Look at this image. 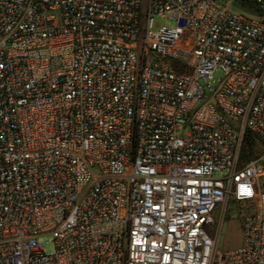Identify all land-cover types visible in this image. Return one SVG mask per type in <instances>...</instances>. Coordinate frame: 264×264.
<instances>
[{"label":"built area","instance_id":"built-area-1","mask_svg":"<svg viewBox=\"0 0 264 264\" xmlns=\"http://www.w3.org/2000/svg\"><path fill=\"white\" fill-rule=\"evenodd\" d=\"M233 1L0 0V264H264V0Z\"/></svg>","mask_w":264,"mask_h":264},{"label":"rangeland","instance_id":"rangeland-1","mask_svg":"<svg viewBox=\"0 0 264 264\" xmlns=\"http://www.w3.org/2000/svg\"><path fill=\"white\" fill-rule=\"evenodd\" d=\"M231 8V10L237 13L246 14L251 17L258 18V13L253 9V6L249 3L242 4L235 0L232 2ZM161 26L172 28L175 26V21L167 16H154L152 21V30L156 31ZM220 77H222L221 71L216 70L213 74V78L210 84L217 86L218 79ZM221 174V172H216V176H220ZM261 189L264 190V177L261 178ZM221 212L222 210L220 205L213 214L215 220H218L220 218ZM242 219L243 216L240 207L237 205L236 202L230 199L227 203V207L225 209V214L223 216L221 224L218 226V228L213 227V230L211 231L212 235L215 236L217 248L220 251L234 249L240 245L242 240ZM49 239V236L43 237V240ZM45 248L48 252H52L54 250L53 242L47 241L45 243Z\"/></svg>","mask_w":264,"mask_h":264},{"label":"trees","instance_id":"trees-1","mask_svg":"<svg viewBox=\"0 0 264 264\" xmlns=\"http://www.w3.org/2000/svg\"><path fill=\"white\" fill-rule=\"evenodd\" d=\"M239 2L242 4L249 3L253 7L258 8V6L255 5L253 2H250L247 0H239ZM257 144H258L257 137L249 133L245 135V139H244V143H243L241 155H240V162H244L252 156L253 152L257 148Z\"/></svg>","mask_w":264,"mask_h":264}]
</instances>
